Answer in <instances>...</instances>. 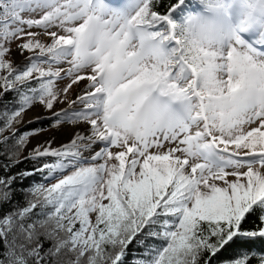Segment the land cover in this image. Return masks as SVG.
I'll list each match as a JSON object with an SVG mask.
<instances>
[{
  "label": "snow or ice",
  "instance_id": "6c2138e0",
  "mask_svg": "<svg viewBox=\"0 0 264 264\" xmlns=\"http://www.w3.org/2000/svg\"><path fill=\"white\" fill-rule=\"evenodd\" d=\"M0 264H264V0H0Z\"/></svg>",
  "mask_w": 264,
  "mask_h": 264
},
{
  "label": "rangeland",
  "instance_id": "374dc122",
  "mask_svg": "<svg viewBox=\"0 0 264 264\" xmlns=\"http://www.w3.org/2000/svg\"><path fill=\"white\" fill-rule=\"evenodd\" d=\"M16 59L17 60H21V59H23V57L22 56H20L19 55V53H17L16 54ZM73 95V98H75V94L73 93L72 94ZM36 113H29V115H35ZM47 135H49L48 133H45L44 134V136H47ZM44 137H41V139H43ZM67 139H68V137L67 136H58V138H57V143H61V142H64V141H67Z\"/></svg>",
  "mask_w": 264,
  "mask_h": 264
},
{
  "label": "trees",
  "instance_id": "16d2710c",
  "mask_svg": "<svg viewBox=\"0 0 264 264\" xmlns=\"http://www.w3.org/2000/svg\"><path fill=\"white\" fill-rule=\"evenodd\" d=\"M30 127H32V126L30 125Z\"/></svg>",
  "mask_w": 264,
  "mask_h": 264
},
{
  "label": "bare ground",
  "instance_id": "6f19581e",
  "mask_svg": "<svg viewBox=\"0 0 264 264\" xmlns=\"http://www.w3.org/2000/svg\"><path fill=\"white\" fill-rule=\"evenodd\" d=\"M68 139H69V137H68Z\"/></svg>",
  "mask_w": 264,
  "mask_h": 264
}]
</instances>
